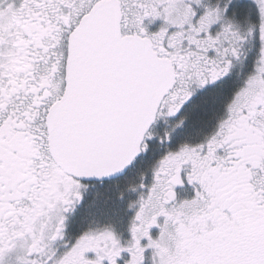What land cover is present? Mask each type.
<instances>
[{
  "label": "snow or ice",
  "instance_id": "6c2138e0",
  "mask_svg": "<svg viewBox=\"0 0 264 264\" xmlns=\"http://www.w3.org/2000/svg\"><path fill=\"white\" fill-rule=\"evenodd\" d=\"M0 264H264V0H0Z\"/></svg>",
  "mask_w": 264,
  "mask_h": 264
}]
</instances>
